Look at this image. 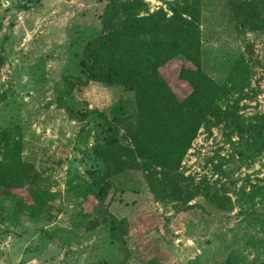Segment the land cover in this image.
I'll return each mask as SVG.
<instances>
[{
	"label": "rangeland",
	"instance_id": "rangeland-1",
	"mask_svg": "<svg viewBox=\"0 0 264 264\" xmlns=\"http://www.w3.org/2000/svg\"><path fill=\"white\" fill-rule=\"evenodd\" d=\"M140 1V16L160 11L169 18L178 0ZM104 5L0 0V129H20L26 173L20 189L0 188V264H118L124 252V264H264V144L251 131L238 134L208 119L162 175L134 145H159L165 116L137 123L133 96L120 87L90 82L67 104L117 120V151L127 168L111 179L107 210L127 223L124 245L109 242L96 215L75 217L87 173L102 168L91 147L107 132L95 115L70 119L57 99L65 78H83L81 47L98 34ZM236 7L233 0H198L200 70L221 90L217 107H233L244 125H262L264 140V24L239 25ZM178 60L159 72L180 99L189 88L177 78ZM32 190L45 193L46 210L28 212Z\"/></svg>",
	"mask_w": 264,
	"mask_h": 264
},
{
	"label": "trees",
	"instance_id": "trees-1",
	"mask_svg": "<svg viewBox=\"0 0 264 264\" xmlns=\"http://www.w3.org/2000/svg\"><path fill=\"white\" fill-rule=\"evenodd\" d=\"M233 1L237 3V11L240 10L237 15L239 25L264 24V0ZM170 8L172 15L169 18L160 11L140 16L144 10L140 0H105L99 16L98 34L81 47L79 66L83 78H65V88L57 99L59 108L64 109L70 119L82 122L95 115L106 126L105 138L91 147L94 159L102 168L87 173L89 181L81 192L75 217L83 222L96 215L101 224L107 225L109 242H118L122 246L128 232L127 223L111 216L107 210L114 192L111 179L127 168L124 157L117 151L120 147L117 120H108L95 110L73 111L67 104L73 91H80L90 82L120 87L132 94L137 123L144 126L154 125L159 114H164L160 144L152 147L134 145L140 156L162 169V175L169 173L172 164L181 157L200 122L208 119L216 123L228 122L238 134L251 131L259 138L258 142L264 144L260 138L262 125H244L233 107L224 111L217 107L221 90L200 70L198 0H178ZM178 58L184 61L180 62L177 78L189 88L180 99L159 72L166 63ZM4 62L5 58L0 54V67ZM20 143L18 127L0 129V188L20 189L24 185L26 173L19 157ZM30 194L32 205L28 212L33 208H44L45 193L32 190ZM191 198V193H187L183 203ZM87 204L88 208H85ZM96 221L89 223L88 230L95 228ZM125 261L126 252L118 264ZM223 264L233 263L228 259Z\"/></svg>",
	"mask_w": 264,
	"mask_h": 264
}]
</instances>
